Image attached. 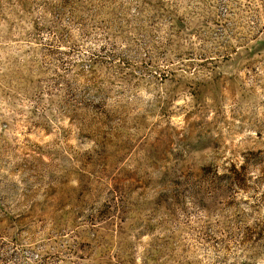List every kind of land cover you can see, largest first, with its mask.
<instances>
[{
    "label": "rangeland",
    "instance_id": "rangeland-1",
    "mask_svg": "<svg viewBox=\"0 0 264 264\" xmlns=\"http://www.w3.org/2000/svg\"><path fill=\"white\" fill-rule=\"evenodd\" d=\"M0 264H264V0H0Z\"/></svg>",
    "mask_w": 264,
    "mask_h": 264
}]
</instances>
